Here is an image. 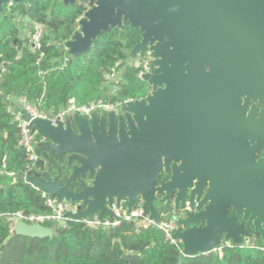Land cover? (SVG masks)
<instances>
[{
	"label": "water",
	"instance_id": "obj_1",
	"mask_svg": "<svg viewBox=\"0 0 264 264\" xmlns=\"http://www.w3.org/2000/svg\"><path fill=\"white\" fill-rule=\"evenodd\" d=\"M0 0V14L10 2ZM64 7H87L78 29L64 43L68 55H85L96 39L129 25L141 37L130 60L146 49L155 58L150 87L143 100L122 104L116 112L74 115L54 127L47 120L30 122L47 139L42 148L70 169L62 184L47 171L26 182L59 202L80 203L73 219L98 214L126 202L130 212L143 201L149 218L160 223L156 195L176 191L175 205L198 203V211L177 220L173 238L183 257L206 255L222 241L239 247L252 238L238 219L264 232V0H58ZM237 78L236 109L224 115L225 100ZM105 87L113 90L112 85ZM244 104L239 114V102ZM263 110L254 117V105ZM241 116L240 122H236ZM25 121L30 118L25 115ZM229 126V129L227 128ZM237 131V132H236ZM236 132V133H234ZM239 132V134H237ZM242 134V139L238 135ZM237 135V137H236ZM236 140V141H235ZM240 142V143H239ZM260 157L258 158V155ZM162 172L165 185L156 186ZM75 181L76 190L69 186ZM36 239L52 238V229L16 222L11 232Z\"/></svg>",
	"mask_w": 264,
	"mask_h": 264
},
{
	"label": "trees",
	"instance_id": "obj_2",
	"mask_svg": "<svg viewBox=\"0 0 264 264\" xmlns=\"http://www.w3.org/2000/svg\"><path fill=\"white\" fill-rule=\"evenodd\" d=\"M85 11L84 5L64 7L58 0H24L0 14V264H178L182 244L165 241L158 229L135 232L131 222L102 231L72 219L47 239L11 233L9 215L48 211L40 191L25 178H39L47 171L61 181L67 172L64 162L59 163L42 147L35 148V167L27 169L32 162L20 145L19 128L6 111L14 105L11 100L23 96L37 104L43 97V107L57 112L71 99L77 104L101 100L116 105L144 99L150 92L129 58L130 50L140 41L138 29L126 25L110 30L100 35L85 55H68L64 43L72 38ZM15 17L21 21L15 22ZM26 19L44 26L39 62V53L26 48ZM105 74L113 90L105 87ZM247 230L254 246L226 248L222 257L213 252L183 257L180 264H264V233Z\"/></svg>",
	"mask_w": 264,
	"mask_h": 264
},
{
	"label": "built area",
	"instance_id": "obj_3",
	"mask_svg": "<svg viewBox=\"0 0 264 264\" xmlns=\"http://www.w3.org/2000/svg\"><path fill=\"white\" fill-rule=\"evenodd\" d=\"M12 2L5 6L4 10H10L13 7ZM28 26V37L29 41L26 46L27 50L31 53H39V60L43 57L41 53V38L44 31V26L32 22L28 19L25 20ZM155 58L149 49L144 50L136 56L135 60H130L132 66L137 70V77L142 80L145 75L151 74L153 68L152 63ZM39 75H42L39 72ZM105 84L112 85L110 77L104 75ZM134 100H126L116 105L106 104L101 100H94L87 104H77L73 99L69 100L65 107L57 112L46 109L43 107V97L40 98L37 104L29 103L25 97H20L16 100L14 105H9L6 108L7 113L11 114L12 121L16 123L19 128V142L24 148L28 155V160L32 162L31 166H27V169H33L34 162L38 159L35 153V148L40 147L47 142V139L40 136L37 131H32V126L30 122L35 119L47 120L54 127L58 126V123L65 124L66 120L72 118L74 115H83L84 117H89L93 112H103V111H116L118 108L126 103ZM27 115L30 121H25L24 116ZM41 197L44 199V205L47 208V213L45 214H25L23 212H18L13 215H9L7 219L12 225H16V222H24L29 225H40L53 230L60 229L66 225L68 220H72V216L79 212L80 203H71L66 201L59 202L56 198L52 199L47 194L40 192ZM109 210L113 213L114 218H109L105 216L102 221L99 220L98 214L88 217L86 219H79L83 222L86 228L107 231L110 229H115L120 224L125 222L133 223L135 232H139L141 229H158L163 233L164 240L176 245L180 243L173 238L174 232L177 230V217L170 213L158 212L160 217V223L157 225L154 221L149 218V213H145L139 206L132 209L130 212L127 210L126 202L121 201L118 205L113 203ZM49 225L51 227H49ZM181 244V243H180ZM254 246V241L252 238L244 239L243 243L238 248L252 247ZM233 247L231 242L222 241V245L219 248L212 250L213 253L217 254L218 257H222L223 250L226 248Z\"/></svg>",
	"mask_w": 264,
	"mask_h": 264
},
{
	"label": "flooded vegetation",
	"instance_id": "obj_4",
	"mask_svg": "<svg viewBox=\"0 0 264 264\" xmlns=\"http://www.w3.org/2000/svg\"><path fill=\"white\" fill-rule=\"evenodd\" d=\"M79 5H83V4H79ZM86 9H87V7H86ZM236 79L237 78H235V79L234 78H231V81L232 82L230 84H232L233 86L230 87L231 88V92L227 95L226 100H225V107L226 108L223 110L224 115L225 114L228 115L229 114V111H230V109L232 107H234V109H236V106H237V104L235 102L236 95L238 94V92L240 90V88L239 89H236L237 88V85H238V82L236 81ZM149 94H150V92H149ZM141 100H143V99H141ZM138 101H140V100H138ZM243 104H244V100H243V97H241L240 98V102H239V107H240L239 114L240 115L243 114V110L241 112V107L243 106ZM253 105L255 107V110H253L254 117L256 119H258L259 113L263 110V108L260 107L258 105V103H253V102L250 103L249 104V109H247V111L244 112V115L243 116H245V113H246V115L249 113V111H250V109H251V107ZM236 110H237L236 111V115H237L238 114V109H236ZM116 111H114V112H116ZM240 119H241V116L237 119L236 122L237 123L240 122ZM227 128L229 129V126ZM236 132H234V133H236ZM237 134H239V132ZM242 136H243L242 134L238 135V137L241 138V139H242ZM236 137H237V135H236ZM259 157H260V154L258 155V158ZM62 162H64V167H65V164H66L65 159ZM65 169L67 170V172L64 173L62 175V177L63 176H68L70 174V172H71L70 169H67V168H65ZM53 177H56L57 178V176H53ZM62 177H61V181H58V183H61L62 184ZM169 180H170V173L162 172L161 175L158 177L156 186H160L162 184L165 185V184H167L169 182ZM77 187H78V185L75 183V181L69 186V188L71 190H76ZM163 188L165 190V193H162L159 196L156 195L157 202L154 203V206H155L157 212L170 213V214L174 215L175 217H177V219H178L179 217L183 216V214L185 212H193V213H196L198 211V203L195 200H194L193 204H190L189 203V193H187V195L184 197L185 206H184L183 209L180 208V204L177 207L175 205V199H176V191L175 190L169 191V203H167V200H164V197L166 196V193H167V191L169 189L166 186H164ZM137 206H139V208L142 209L144 212L145 211L148 212V210L146 208H143V201L141 199H140V202L139 203L135 204V207H137ZM241 226H243V227H241ZM237 227L238 228H241V229H246V230H247V228H249V227H246L245 226V222L241 218L238 219ZM249 229H252V228H249Z\"/></svg>",
	"mask_w": 264,
	"mask_h": 264
},
{
	"label": "rangeland",
	"instance_id": "obj_5",
	"mask_svg": "<svg viewBox=\"0 0 264 264\" xmlns=\"http://www.w3.org/2000/svg\"><path fill=\"white\" fill-rule=\"evenodd\" d=\"M14 21H15V22H20V21H21V17H15ZM20 26H21V28H23L24 25L22 24V25H20ZM77 29H78V28H77ZM11 101L15 103V102H16V99H12ZM14 227H15V225H12V226H11V232L13 231Z\"/></svg>",
	"mask_w": 264,
	"mask_h": 264
}]
</instances>
